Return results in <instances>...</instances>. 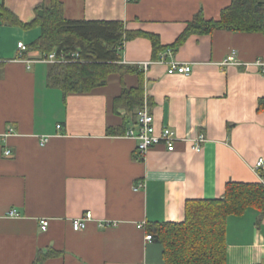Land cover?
<instances>
[{
    "label": "crops",
    "instance_id": "crops-1",
    "mask_svg": "<svg viewBox=\"0 0 264 264\" xmlns=\"http://www.w3.org/2000/svg\"><path fill=\"white\" fill-rule=\"evenodd\" d=\"M59 1L67 20L122 21L167 49L154 57L147 38L129 39L121 64L139 67L142 78L110 74L105 86L64 95L47 84L49 65L28 69L15 60L17 43L29 46L40 28L0 16V264H164L162 245L145 239L149 227L182 223L187 201L219 199L228 182L260 183L253 167L264 160V73L256 65L264 64V35L215 30L174 51L195 16L217 21L231 0ZM41 4L50 0H3L23 24ZM162 55L165 64L157 62ZM169 62L191 73L169 75ZM139 85L156 132H175L173 152L156 145L139 159L137 142L123 136L136 125L135 112H116L113 103L123 88ZM86 212L92 220L74 231ZM41 220L49 222L45 231ZM226 245L227 264H264V206L228 217ZM50 251L57 256L38 262Z\"/></svg>",
    "mask_w": 264,
    "mask_h": 264
},
{
    "label": "trees",
    "instance_id": "trees-1",
    "mask_svg": "<svg viewBox=\"0 0 264 264\" xmlns=\"http://www.w3.org/2000/svg\"><path fill=\"white\" fill-rule=\"evenodd\" d=\"M3 21L20 25L23 29L40 28L39 38L27 50L40 55L63 51L70 59L77 54L81 62L49 64L47 84L68 93H87L105 86L110 74H136L142 78L137 66L121 64L124 43L134 37L147 38L154 57L167 49L157 36L128 31L122 21H73L64 18L59 0H50L35 8V18L28 24L19 23L0 0ZM215 30L264 35V3L260 0H231L223 9L220 19L206 20L201 14L187 25L170 49H177L191 35H208ZM143 87L123 88L113 107L135 112L143 105ZM264 109V98L258 101ZM114 133V132H111ZM124 133V132H123ZM264 206V186L261 183L228 182L223 195L216 200L187 201L184 221L179 224L163 223L148 228V235L163 248L164 264H227L226 221L241 215L248 208L261 210ZM57 256L56 252L40 256L38 262ZM37 262V263H38ZM40 264V263H38Z\"/></svg>",
    "mask_w": 264,
    "mask_h": 264
},
{
    "label": "built area",
    "instance_id": "built-area-1",
    "mask_svg": "<svg viewBox=\"0 0 264 264\" xmlns=\"http://www.w3.org/2000/svg\"><path fill=\"white\" fill-rule=\"evenodd\" d=\"M17 56L15 60H20L26 63L27 68L30 69L31 66L35 63L41 64H64V63H76L81 62L77 54H72L70 59H68V55H66L63 51L60 52H52L47 55H40L37 59H26L24 56L28 52L27 46L22 43H17ZM167 54H171V51H168ZM159 63L165 64L164 56L162 55L159 60ZM226 63L234 64L235 61L233 57H229ZM236 64V63H235ZM168 69L167 74H181V75H189L191 73V67L187 64H178L175 62L167 63ZM259 67H262V73H264V64L257 63ZM142 68H146V64L142 66ZM136 125L128 128L123 136L127 139H131L137 142V153L138 158L142 159L145 153L152 147L156 145H164L168 152L174 151V145L177 140L176 134L173 130L169 128H163L159 133L156 132L154 127V118L149 111V107L147 102H144L142 107L135 111ZM60 126H57V129H60ZM12 133V129H9L8 135ZM5 137L6 135H2ZM47 141V137L41 139V145H44ZM193 150L199 152L201 150V144L204 142L203 135H199L196 139H194ZM5 157L11 156L10 150H4L3 152ZM253 171L256 173L259 182L264 186V160L259 159L255 166L253 167ZM143 188V184H138L136 186V190ZM10 216H17L15 211H11L9 213ZM92 220V214L90 212H86L82 217L77 218L73 221L72 228L74 231L83 230L86 227L87 222ZM40 229L45 231L48 227V220H41L39 222ZM107 224H102V226H107ZM139 228H143V225L138 226ZM147 241L152 240L150 235L145 237Z\"/></svg>",
    "mask_w": 264,
    "mask_h": 264
},
{
    "label": "rangeland",
    "instance_id": "rangeland-1",
    "mask_svg": "<svg viewBox=\"0 0 264 264\" xmlns=\"http://www.w3.org/2000/svg\"><path fill=\"white\" fill-rule=\"evenodd\" d=\"M262 2H264V0H261Z\"/></svg>",
    "mask_w": 264,
    "mask_h": 264
}]
</instances>
